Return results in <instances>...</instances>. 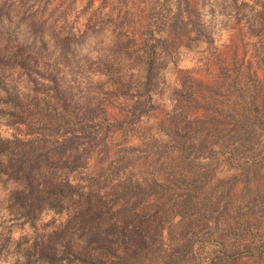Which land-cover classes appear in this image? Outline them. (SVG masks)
Wrapping results in <instances>:
<instances>
[{
    "label": "trees",
    "instance_id": "16d2710c",
    "mask_svg": "<svg viewBox=\"0 0 264 264\" xmlns=\"http://www.w3.org/2000/svg\"><path fill=\"white\" fill-rule=\"evenodd\" d=\"M129 1L114 0L123 21L133 14ZM237 2L233 16L257 39L254 60L234 54L230 63L219 61L221 80L213 83L180 77L159 125L168 139L123 147L78 180L71 174L87 167L112 132L159 106L153 89L165 60L155 48L167 39L151 35L148 44L121 23L110 29V49L93 60L78 55V44L98 32L95 25L48 31L33 15L21 12L14 21L5 11L0 116L21 133L0 136V182L13 185L9 209L29 224L45 210L57 216L17 264H243L263 257L264 210L235 206L233 196L239 181L249 190V175L259 176L264 164V0ZM22 23L28 37L20 39L15 26ZM185 23L178 12L168 26L176 34ZM154 153L168 156L159 169L167 181L133 178L130 169ZM223 163L237 172L210 184Z\"/></svg>",
    "mask_w": 264,
    "mask_h": 264
},
{
    "label": "rangeland",
    "instance_id": "374dc122",
    "mask_svg": "<svg viewBox=\"0 0 264 264\" xmlns=\"http://www.w3.org/2000/svg\"><path fill=\"white\" fill-rule=\"evenodd\" d=\"M239 1L241 0L236 4ZM129 3L133 14L123 21L120 15L116 16L120 5L114 0H0V34L7 27L6 10L14 21L18 20L17 16H21V12L33 15L48 31L51 27L62 33H77L87 25H95L98 32L87 35L78 44V55H87L93 60L110 49L113 39L110 29L122 24L128 23L130 33L139 40L147 38L150 42L148 44L153 42L151 35L167 39V44H160V48H155L165 60V65L159 69V80L162 81L153 89V98L159 106L143 115L135 124L124 128L125 131L112 132L106 140V147H98L91 153L87 167L71 174L74 180L95 175L101 167L116 158L123 147H143L153 140L166 141L168 137L159 125L166 112L171 109L172 102L169 97L180 77L191 74L205 83H213L215 79L221 80L219 61L224 62L223 65L230 63L234 54L238 59L246 57L254 60L252 44L257 39L248 34L243 20L236 21L232 0H188V4L183 0H130ZM178 12L186 23L178 24L174 34L168 23L172 22ZM15 31L20 39L28 37L23 23L15 26ZM2 45L3 41L0 42V46ZM220 91L224 92L225 89ZM17 132L20 131L7 126L5 119L0 116L1 137H10ZM167 162V155L157 158L154 153L146 160L138 161L130 172L135 179L154 176L166 182L165 178L168 176L165 169H159L161 164L165 165ZM236 172L234 166L223 163L216 170L215 179L210 184L216 178L229 177ZM248 182L249 190L243 181L236 184L233 205L264 210V164L260 168L259 176L250 174ZM12 187L11 183L0 182V264H17L26 246L48 228L46 224L53 225V220L57 218L52 211L45 210L35 224L26 222L9 209L7 194ZM258 223L264 224V218H259ZM241 261L243 264H264V255L262 258L245 257Z\"/></svg>",
    "mask_w": 264,
    "mask_h": 264
}]
</instances>
